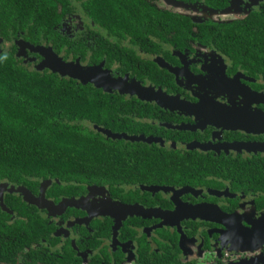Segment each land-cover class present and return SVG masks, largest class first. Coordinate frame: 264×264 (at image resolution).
Masks as SVG:
<instances>
[{
  "label": "flooded vegetation",
  "instance_id": "1",
  "mask_svg": "<svg viewBox=\"0 0 264 264\" xmlns=\"http://www.w3.org/2000/svg\"><path fill=\"white\" fill-rule=\"evenodd\" d=\"M59 1L57 44L18 32L0 53L74 84L65 121L100 158L80 181L0 180V264H264V0H148L204 31L177 39L122 38ZM39 47L72 74L42 69Z\"/></svg>",
  "mask_w": 264,
  "mask_h": 264
},
{
  "label": "trees",
  "instance_id": "2",
  "mask_svg": "<svg viewBox=\"0 0 264 264\" xmlns=\"http://www.w3.org/2000/svg\"><path fill=\"white\" fill-rule=\"evenodd\" d=\"M81 1L97 22L105 20L117 25L115 34L121 37L124 32L132 37H162L175 28H179L173 36L176 39L199 37L204 32L193 36L187 20L173 21L175 16L153 14L148 0ZM57 3L62 1L0 0V38L11 42L21 32L34 45L54 46L59 38L55 30L60 21ZM153 19L158 21H154L156 25ZM185 27L190 28L188 35L180 30ZM237 29L242 36L248 34L242 27ZM214 33L223 39L233 34L230 26H221ZM225 47L228 49L229 45ZM12 49L0 53V180L25 185L36 181L32 178L83 180L89 175L91 161L100 157L96 149L90 151L87 132L65 121L79 102L74 84L57 74L29 70L15 59ZM93 168L98 169L96 165ZM108 174L117 178L115 173ZM33 184L29 186L34 188Z\"/></svg>",
  "mask_w": 264,
  "mask_h": 264
},
{
  "label": "water",
  "instance_id": "3",
  "mask_svg": "<svg viewBox=\"0 0 264 264\" xmlns=\"http://www.w3.org/2000/svg\"><path fill=\"white\" fill-rule=\"evenodd\" d=\"M31 48H33V47L31 46ZM35 51L39 52L41 55H43L45 57V59L42 63V69L49 68L53 72H59L61 74V76H66V75L72 74V72H73V69L71 68L72 65L64 63L62 61V59L59 58L51 50V48L45 49L43 47H39ZM20 191H22L24 194H26L25 190H20ZM131 209H135V207H131Z\"/></svg>",
  "mask_w": 264,
  "mask_h": 264
},
{
  "label": "rangeland",
  "instance_id": "4",
  "mask_svg": "<svg viewBox=\"0 0 264 264\" xmlns=\"http://www.w3.org/2000/svg\"><path fill=\"white\" fill-rule=\"evenodd\" d=\"M175 9H177V10H178V9H181V8H179V7H176Z\"/></svg>",
  "mask_w": 264,
  "mask_h": 264
}]
</instances>
